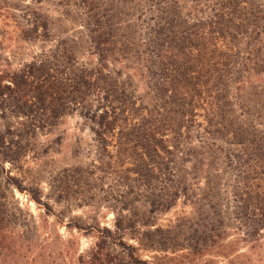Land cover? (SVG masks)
Here are the masks:
<instances>
[{
    "label": "trees",
    "instance_id": "16d2710c",
    "mask_svg": "<svg viewBox=\"0 0 264 264\" xmlns=\"http://www.w3.org/2000/svg\"><path fill=\"white\" fill-rule=\"evenodd\" d=\"M14 1L0 0V15L14 11L18 37L42 50L17 66L0 56V99L39 112L42 123L48 111L53 120L80 113L100 164L114 162L146 192L162 193L151 213L180 202L192 209L186 219L197 228L188 242L211 255L205 264H264V112L242 96L258 64V44L247 45L264 21L258 0ZM75 21L78 33L60 30ZM258 72L264 88V62ZM229 178L234 224L223 216ZM7 214L0 199V251L14 255L31 240L5 223ZM153 219L139 220L130 239L153 235ZM116 227L126 231L122 221ZM119 241L100 238L70 264H149Z\"/></svg>",
    "mask_w": 264,
    "mask_h": 264
},
{
    "label": "rangeland",
    "instance_id": "374dc122",
    "mask_svg": "<svg viewBox=\"0 0 264 264\" xmlns=\"http://www.w3.org/2000/svg\"><path fill=\"white\" fill-rule=\"evenodd\" d=\"M257 2L264 11V0ZM19 3L15 0L9 4ZM32 3L26 0L22 4ZM10 13L3 10L0 15V56L17 66L31 60L42 50V44L21 40L13 28L14 11ZM79 26L75 21L60 30L73 33ZM79 35L89 50L87 38ZM250 43L258 44V64L245 74L242 96L253 109L258 111L260 106L264 112V88L258 89V69L264 62V21L247 45ZM46 117L42 123L39 112L21 111L0 99V199L7 203L9 214L5 223L16 224L31 240L30 248L14 255L0 251V264H70L78 254L92 250L100 238H109L112 245L123 239L149 264H205L211 260L209 254L195 253L188 242L197 228V222L186 219L194 213L192 209L180 202L170 211L151 213L152 199L162 193L146 192L128 179L126 172L116 169L114 162L109 163L111 166L100 164L99 144L80 113L65 110L53 120L48 111ZM255 119L258 121V113ZM229 184L230 178L223 186V216L234 224ZM152 215L154 234L146 235L142 243L130 239L136 234L131 230H137V222H145ZM195 215L201 216L200 212ZM118 221L126 231L116 227ZM149 244L168 251L148 252ZM184 244L189 245L181 249ZM114 248L127 252L120 245Z\"/></svg>",
    "mask_w": 264,
    "mask_h": 264
}]
</instances>
